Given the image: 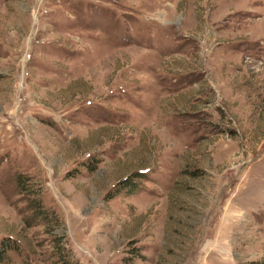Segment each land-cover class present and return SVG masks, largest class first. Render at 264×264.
<instances>
[{"label": "rangeland", "instance_id": "obj_1", "mask_svg": "<svg viewBox=\"0 0 264 264\" xmlns=\"http://www.w3.org/2000/svg\"><path fill=\"white\" fill-rule=\"evenodd\" d=\"M2 240L0 264H264V0H0Z\"/></svg>", "mask_w": 264, "mask_h": 264}, {"label": "trees", "instance_id": "obj_2", "mask_svg": "<svg viewBox=\"0 0 264 264\" xmlns=\"http://www.w3.org/2000/svg\"><path fill=\"white\" fill-rule=\"evenodd\" d=\"M137 179H139V177H141V174L137 173L136 174ZM134 177H132L131 179H129V177H125L122 178L118 183L119 185L125 189V191L127 193H131L135 191V181L133 180ZM18 185L21 186L23 185V182H21L20 180H18ZM22 191V190H21ZM32 208H34L33 211V218H35V216H41V218L45 221V222H50V219L48 217L49 213L47 212L46 209L41 208L40 204L38 201H34L32 200ZM52 216V215H51ZM56 247V246H55ZM14 245L12 243H7L5 241H0V262H2L5 257H6V250L7 249H13ZM62 254V253H61ZM60 260L62 261L63 264H75L74 262L71 263L67 258H64L63 255L60 256Z\"/></svg>", "mask_w": 264, "mask_h": 264}]
</instances>
